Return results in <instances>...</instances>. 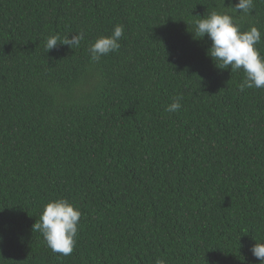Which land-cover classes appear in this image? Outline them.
I'll use <instances>...</instances> for the list:
<instances>
[{"label":"trees","instance_id":"1","mask_svg":"<svg viewBox=\"0 0 264 264\" xmlns=\"http://www.w3.org/2000/svg\"><path fill=\"white\" fill-rule=\"evenodd\" d=\"M236 2L0 0V264H260L264 89L192 33ZM236 17L264 56V0ZM117 24L119 50L91 61ZM57 198L81 212L69 256L33 231Z\"/></svg>","mask_w":264,"mask_h":264},{"label":"clouds","instance_id":"2","mask_svg":"<svg viewBox=\"0 0 264 264\" xmlns=\"http://www.w3.org/2000/svg\"><path fill=\"white\" fill-rule=\"evenodd\" d=\"M223 6L225 0H221ZM254 8V0H238L228 12L212 11L193 21V35L198 39L207 36L211 46L207 55L212 58L219 69H230L232 72L243 71L244 78L240 83V90L264 89V56L256 45L261 43L262 34L255 27L244 31L237 22L236 14L250 15ZM124 35L123 25L114 26L110 36H100L92 43L88 52L93 62H98L102 56L116 52L121 47L120 39ZM85 34L80 32L60 40L53 35L46 40L47 52L58 44L67 45L73 49L79 47ZM197 39V38H196ZM182 97H177L167 105L165 111L177 112L181 108ZM81 212L75 205L64 198H57L45 204L39 220L34 223L33 231L43 236L47 246L52 252L64 256L72 254L79 230ZM251 252L255 258L264 264V242L255 243ZM156 264H166L163 259H157Z\"/></svg>","mask_w":264,"mask_h":264}]
</instances>
